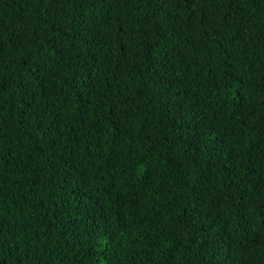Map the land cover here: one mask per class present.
I'll return each instance as SVG.
<instances>
[{
  "label": "trees",
  "instance_id": "1",
  "mask_svg": "<svg viewBox=\"0 0 264 264\" xmlns=\"http://www.w3.org/2000/svg\"><path fill=\"white\" fill-rule=\"evenodd\" d=\"M0 264H264V0H0Z\"/></svg>",
  "mask_w": 264,
  "mask_h": 264
}]
</instances>
